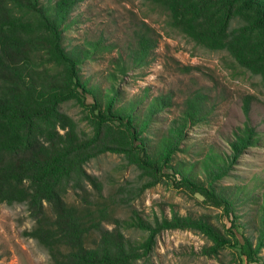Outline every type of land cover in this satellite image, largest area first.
Instances as JSON below:
<instances>
[{
  "label": "trees",
  "instance_id": "trees-1",
  "mask_svg": "<svg viewBox=\"0 0 264 264\" xmlns=\"http://www.w3.org/2000/svg\"><path fill=\"white\" fill-rule=\"evenodd\" d=\"M82 1L0 0V204L26 206L33 224L24 234L46 250L50 264H142L150 258L158 234L167 229L200 232L207 240L200 253L208 257L233 247L247 264L260 263L264 190L254 196L244 186L219 183L243 149L260 138L249 124V101L243 106L244 125L228 140V153L211 145L194 161L176 158L188 151L181 147L188 128L205 117L202 96L188 104L186 100V107L164 129L152 128L169 112L172 95H150L146 87L127 97L120 85L129 70L148 63L156 41L147 30L137 33L135 45L125 53L117 50L110 58L112 68L102 75L106 85L83 76L85 61L113 51L116 44L107 43L102 33L65 43V32L78 22L72 12ZM147 1L196 46L225 50L264 82V0ZM67 100L85 109L88 131L60 109ZM108 152L121 154L139 170L142 182L128 190L132 199L167 179L221 209L230 226L174 210L152 221L138 214L120 218L116 212L129 201L127 191L126 198L104 194L102 181L85 168ZM247 200L256 205L255 241L240 230L237 235L243 226L236 219L237 207ZM126 228L144 235L131 240Z\"/></svg>",
  "mask_w": 264,
  "mask_h": 264
},
{
  "label": "rangeland",
  "instance_id": "rangeland-1",
  "mask_svg": "<svg viewBox=\"0 0 264 264\" xmlns=\"http://www.w3.org/2000/svg\"><path fill=\"white\" fill-rule=\"evenodd\" d=\"M72 17H78V22L65 32V43H78L84 37L96 38L102 33L107 43L116 44L113 51L85 61L81 66L83 76H91L94 82L102 80V85H106L102 75L112 68L110 58L117 50L125 53L134 46L138 32L147 30L156 41L148 63L129 70L120 83L127 97L141 93L146 87L150 95H172L173 105L169 112L161 114V120L152 125L155 131L164 129L171 117L179 115L186 107V100L188 104L189 99L198 94L202 96L205 117L188 128L181 146H187L188 151L179 152L176 158L194 161L211 145L228 153V140L233 139L234 131L245 123L243 106L248 100L249 124L255 127L260 138L254 146L243 149L230 174L219 183L244 186L254 196L261 194L264 190V82L259 75L240 67L225 50L196 46L171 28L166 14L147 0H83L72 12ZM60 109L76 120L80 129L89 130L83 120L85 109L78 102L67 100ZM85 168L102 181L104 194L115 193L126 198L127 191L129 201L116 212L120 218L129 219L138 214L152 221L154 216H169L174 210L182 215L204 216L219 227L230 226L221 209L209 204L198 193L176 188L167 179L132 199L128 190L139 185L142 178L139 170L128 165L121 154L104 153L91 159ZM67 199L72 200L71 193ZM247 199L250 198L247 196ZM255 207L249 200L238 205L236 219L243 224L237 230L238 237L240 230L255 241L257 233L252 227ZM230 219H235L234 215H230ZM32 224L24 204H0V264H50L46 250L24 234ZM124 233L131 240L144 235L134 228H126ZM206 243V238L198 231L163 230L157 236L150 258L139 263L247 264L233 247L225 248L218 257L201 254V247ZM252 264H264V248L261 262Z\"/></svg>",
  "mask_w": 264,
  "mask_h": 264
}]
</instances>
